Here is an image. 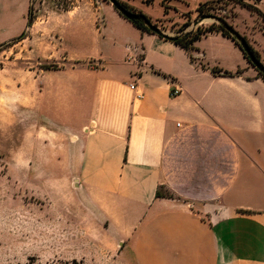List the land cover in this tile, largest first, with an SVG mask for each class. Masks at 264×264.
I'll return each instance as SVG.
<instances>
[{"label":"crops","instance_id":"crops-1","mask_svg":"<svg viewBox=\"0 0 264 264\" xmlns=\"http://www.w3.org/2000/svg\"><path fill=\"white\" fill-rule=\"evenodd\" d=\"M119 1L163 31L166 18L182 23L189 13L193 24L200 4L218 0ZM248 1L264 15V0ZM29 4L0 0V43L23 31ZM240 6L229 23L257 51L264 29L250 34L246 24L260 20ZM58 17L64 56L50 57L63 67L34 71L29 82L40 137L31 164L62 166L86 224L101 229L102 259L264 264V78L240 48L213 30L186 51L109 2ZM190 23L175 35L204 25Z\"/></svg>","mask_w":264,"mask_h":264},{"label":"rangeland","instance_id":"rangeland-1","mask_svg":"<svg viewBox=\"0 0 264 264\" xmlns=\"http://www.w3.org/2000/svg\"><path fill=\"white\" fill-rule=\"evenodd\" d=\"M107 2L30 0L23 31L0 43V264H28L31 259L33 264H116L102 259L101 229L86 224L81 212L85 211L84 206L71 195L70 182L62 176V166L31 164V148L40 144V137L32 133L29 82L34 71L41 73L63 67L62 59L50 57L59 54L57 30L63 21L58 14L70 17L76 12L96 14L100 4ZM239 6L236 0L211 3L204 9L206 20L199 28H216L222 21L233 28L229 20L243 16ZM241 7L260 20L246 24L250 34L256 35V30L264 29L262 19L253 10ZM153 11H158V7L154 6ZM199 17L196 14L193 20ZM183 19L182 23H174L166 18V29L160 31L169 37L176 36L175 32L186 20L190 19V23L192 17L186 13ZM10 23L14 24L15 20ZM99 23L97 19L96 27ZM87 25L91 28V20ZM243 33L244 36L238 32L251 46L249 41L255 40ZM255 52L264 66V45H258ZM158 194L170 196L162 188Z\"/></svg>","mask_w":264,"mask_h":264},{"label":"trees","instance_id":"trees-1","mask_svg":"<svg viewBox=\"0 0 264 264\" xmlns=\"http://www.w3.org/2000/svg\"><path fill=\"white\" fill-rule=\"evenodd\" d=\"M112 1L114 2V5H112L113 8L123 18H125V17L121 14L120 9H124V10L130 11L133 14L136 15V17L133 18V19H126L125 18L127 21H129L136 28L140 29L141 31H145V32H148V33H151V34H156L159 38H162V39H164L166 41L172 42V43L180 46L181 48H183L186 51H190V50L193 49V45L192 44L194 43V41L198 40L202 35H205L207 32H211L213 30L220 31L222 33V35L231 38L234 41V43L240 48V46L237 43V41L232 36H230V34L226 30H224L221 27V25H219L216 28L214 26H209L207 28H199V27H197L194 31L185 32V33H182L180 35H176L174 37H169V36H165V35H162V34H158L155 31V29L153 28V27H156V26L151 23L150 19L146 15H144V14H142L140 12L131 11L130 8L125 3H123V2H121L119 0H112ZM215 2H217V1H215ZM211 3H214V2H206V3L200 4L196 8V11H197L198 15L199 16H204V14H205L204 13V9L206 7H208V5H210ZM236 3L239 4V5L246 6L250 10H253L262 19V22L264 24V15H262L260 13V11H258L255 7H253L251 5L244 4L242 0H236ZM188 24H189V22L183 23L178 31L183 30ZM249 47H250V51L256 56V52L251 48V46H249ZM240 50L242 51L241 48H240ZM242 53H243L244 57L247 59L246 54L243 51H242ZM249 64H250V62H249ZM212 72L215 73L217 71H212ZM258 74L262 78H264V76L260 72H258ZM222 75H227L228 76V75H231V73L230 72H223ZM156 194L158 195V193H156ZM28 264H33V260L31 259Z\"/></svg>","mask_w":264,"mask_h":264},{"label":"water","instance_id":"water-1","mask_svg":"<svg viewBox=\"0 0 264 264\" xmlns=\"http://www.w3.org/2000/svg\"><path fill=\"white\" fill-rule=\"evenodd\" d=\"M106 1L111 3V5H114V2L112 0H106ZM120 12L126 19H133L136 17L135 14H133L130 11L124 10V9H120ZM204 20H206V17L200 16L196 21L193 22L192 25L196 26L197 24L202 23ZM221 27L224 30H226L230 34V36H232L237 41L242 51L246 54L247 60L250 62L253 68H255L258 72H260L264 76V66L259 62V60L255 57V55L250 51V47L248 43L246 42V40L242 36H240L232 27H230L228 24L224 23L223 21L221 22ZM153 28L158 34H162V32L158 28L156 27H153ZM162 35H165V34H162Z\"/></svg>","mask_w":264,"mask_h":264},{"label":"built area","instance_id":"built-area-1","mask_svg":"<svg viewBox=\"0 0 264 264\" xmlns=\"http://www.w3.org/2000/svg\"><path fill=\"white\" fill-rule=\"evenodd\" d=\"M130 89H134V86L133 85H130ZM178 93V89L177 88H174L173 90H172V94L173 95H176ZM141 97V95L140 94H136V98H140Z\"/></svg>","mask_w":264,"mask_h":264}]
</instances>
